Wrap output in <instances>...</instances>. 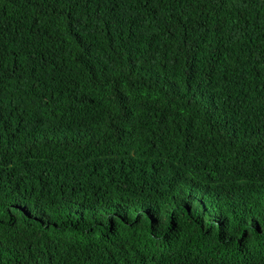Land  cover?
<instances>
[{
	"label": "trees",
	"instance_id": "16d2710c",
	"mask_svg": "<svg viewBox=\"0 0 264 264\" xmlns=\"http://www.w3.org/2000/svg\"><path fill=\"white\" fill-rule=\"evenodd\" d=\"M0 264H264V0H0Z\"/></svg>",
	"mask_w": 264,
	"mask_h": 264
}]
</instances>
